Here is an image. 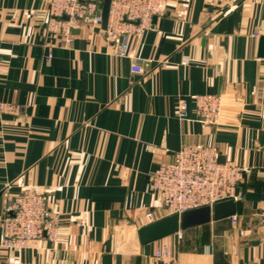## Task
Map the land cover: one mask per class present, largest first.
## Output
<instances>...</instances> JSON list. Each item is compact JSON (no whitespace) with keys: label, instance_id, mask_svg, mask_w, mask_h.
Here are the masks:
<instances>
[{"label":"crops","instance_id":"0c3cea01","mask_svg":"<svg viewBox=\"0 0 264 264\" xmlns=\"http://www.w3.org/2000/svg\"><path fill=\"white\" fill-rule=\"evenodd\" d=\"M50 1L0 0V103L18 106L0 112V243L5 206L24 187L58 212V241L0 245V264H264V0H169L132 40L140 74L89 25L64 46L46 27ZM205 93L223 97L217 125L197 119L191 95ZM194 142L251 169L244 197L181 239L142 243L146 213L166 216L149 173ZM163 246L171 258L154 257Z\"/></svg>","mask_w":264,"mask_h":264},{"label":"built area","instance_id":"2783aa9c","mask_svg":"<svg viewBox=\"0 0 264 264\" xmlns=\"http://www.w3.org/2000/svg\"><path fill=\"white\" fill-rule=\"evenodd\" d=\"M101 0H51L49 4L47 30L60 34L64 46L74 39V30L91 26L103 37L111 54L131 59V70L144 73L143 59L132 46L133 38H139L152 26L155 16L168 13L169 0H111L109 19L102 28ZM259 36V33H255ZM46 60L53 57V46L47 43ZM197 119L203 126L217 125L221 120L223 97L220 94H192ZM186 99L179 103V119L189 118ZM0 112L15 114L18 106L9 102L0 103ZM251 172L234 160L221 161L212 145L194 142L185 143L175 152L171 161H164L149 173L148 186L157 193L165 215L178 214L203 207L213 206L225 200L238 201L244 197L242 184ZM150 223L156 221L153 211L146 213ZM258 216L264 239V203ZM236 221V216L233 217ZM2 239L0 245L10 251L31 248L46 237L50 242L58 241L60 216L49 205L46 197L34 188L24 187L14 195L4 209L1 218ZM177 237L183 232L179 229ZM156 258H171L168 246L157 249ZM18 263V260H14Z\"/></svg>","mask_w":264,"mask_h":264},{"label":"water","instance_id":"95a60500","mask_svg":"<svg viewBox=\"0 0 264 264\" xmlns=\"http://www.w3.org/2000/svg\"><path fill=\"white\" fill-rule=\"evenodd\" d=\"M111 0H101L102 28H106L109 19ZM157 16L154 17V20ZM78 32V30H74ZM261 49L264 46V36L260 40ZM5 118H12L11 115H4ZM236 201L230 199L217 202L213 206L190 209L181 215L173 214L160 218L152 223L139 228V237L142 243H148L167 235L177 232L179 229L201 225L210 222L212 219H218L235 213Z\"/></svg>","mask_w":264,"mask_h":264}]
</instances>
